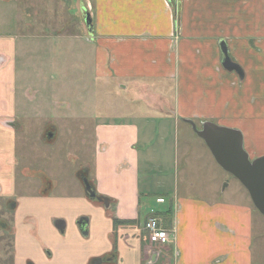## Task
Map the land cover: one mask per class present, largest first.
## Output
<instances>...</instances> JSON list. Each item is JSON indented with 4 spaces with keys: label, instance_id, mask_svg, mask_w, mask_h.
I'll use <instances>...</instances> for the list:
<instances>
[{
    "label": "crops",
    "instance_id": "obj_1",
    "mask_svg": "<svg viewBox=\"0 0 264 264\" xmlns=\"http://www.w3.org/2000/svg\"><path fill=\"white\" fill-rule=\"evenodd\" d=\"M80 2L91 16L94 40L109 48L112 77L133 97L122 122L97 129L99 148L90 181L110 204L103 213L97 210L107 241L87 250L84 258L93 264H156L148 235L139 236L145 233L148 217L156 215L162 227L175 234L161 246L168 264L173 259V264H254L259 212L246 189L242 186L246 193L237 188L229 195L221 190V182L201 188L190 180L189 189L182 191L178 173L192 149L207 160L211 182L224 171L188 121L198 128L212 122L238 130L250 159L264 157V0ZM223 47L239 72L223 67ZM100 56L105 65L98 51ZM182 127L189 143L181 146ZM193 134L200 144H193ZM10 141L13 144L12 133L0 127L4 196L15 193ZM162 152L166 166L169 163L176 173L154 181L152 171L164 168ZM185 168L196 174L195 166L188 163ZM143 182L160 183L150 188ZM159 198L165 203H157ZM87 220L89 235L92 222ZM111 254L114 260L106 262Z\"/></svg>",
    "mask_w": 264,
    "mask_h": 264
},
{
    "label": "rangeland",
    "instance_id": "obj_2",
    "mask_svg": "<svg viewBox=\"0 0 264 264\" xmlns=\"http://www.w3.org/2000/svg\"><path fill=\"white\" fill-rule=\"evenodd\" d=\"M79 4L0 0V127L12 133L14 142L7 146L14 148L16 172L14 195L4 196L0 187V264H93L84 258L86 251L106 245L97 214L110 204L95 205L100 202L87 196L84 180L96 192L90 174L99 148L97 129L122 122L133 97L112 77L109 48L94 40L84 20L88 8ZM195 135L193 144H200ZM179 141L181 146L189 143L183 127ZM165 161L163 153L164 168L157 171L156 166L152 180L176 173ZM188 163L196 174L185 168ZM207 167V160L192 149L190 160L180 162V189H189L192 180L201 188L221 182V190L229 195L237 188L244 191L221 169L211 182ZM159 183L142 185L153 188ZM83 219L92 222L89 235L80 229ZM255 219L254 264H264V216L256 213ZM59 221L66 224L63 232L56 227ZM148 245L158 258L156 264L169 263L161 250L165 245Z\"/></svg>",
    "mask_w": 264,
    "mask_h": 264
},
{
    "label": "water",
    "instance_id": "obj_3",
    "mask_svg": "<svg viewBox=\"0 0 264 264\" xmlns=\"http://www.w3.org/2000/svg\"><path fill=\"white\" fill-rule=\"evenodd\" d=\"M86 26L91 31V16L85 15ZM223 67L229 71L239 72V67L228 56L227 49L223 47ZM195 134L204 141L216 163L227 173L237 179L248 192L255 209L264 216V157L251 160L244 149L243 136L240 131L218 126L212 122L203 123L201 128L192 122H187ZM51 136V135H49ZM87 196L97 200L98 196L87 180H84ZM109 207H106L108 210ZM80 229L86 235L88 220L79 223ZM56 227L63 232L66 228L64 222H57Z\"/></svg>",
    "mask_w": 264,
    "mask_h": 264
},
{
    "label": "built area",
    "instance_id": "obj_4",
    "mask_svg": "<svg viewBox=\"0 0 264 264\" xmlns=\"http://www.w3.org/2000/svg\"><path fill=\"white\" fill-rule=\"evenodd\" d=\"M164 202V199L157 200L159 204H163ZM144 231L148 235L150 244L154 245H166L170 242L171 237L175 235L173 231L164 229L160 221L155 217H151L146 221Z\"/></svg>",
    "mask_w": 264,
    "mask_h": 264
},
{
    "label": "flooded vegetation",
    "instance_id": "obj_5",
    "mask_svg": "<svg viewBox=\"0 0 264 264\" xmlns=\"http://www.w3.org/2000/svg\"><path fill=\"white\" fill-rule=\"evenodd\" d=\"M98 202H101L104 206H109V202L108 201H106V200H104V199H101L99 196H98ZM108 260H106V262H108L109 261V263L111 262L112 263V261L114 260V255L113 254H111L110 256H108V258H107ZM105 261H104V263H106Z\"/></svg>",
    "mask_w": 264,
    "mask_h": 264
},
{
    "label": "trees",
    "instance_id": "obj_6",
    "mask_svg": "<svg viewBox=\"0 0 264 264\" xmlns=\"http://www.w3.org/2000/svg\"><path fill=\"white\" fill-rule=\"evenodd\" d=\"M113 223H114V226H116V223H118V221H117V220H115Z\"/></svg>",
    "mask_w": 264,
    "mask_h": 264
}]
</instances>
